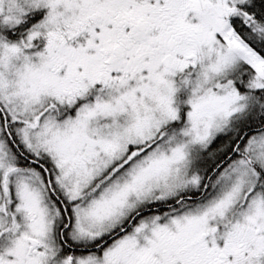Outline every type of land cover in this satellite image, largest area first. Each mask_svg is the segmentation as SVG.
I'll return each instance as SVG.
<instances>
[{
	"label": "snow or ice",
	"instance_id": "obj_1",
	"mask_svg": "<svg viewBox=\"0 0 264 264\" xmlns=\"http://www.w3.org/2000/svg\"><path fill=\"white\" fill-rule=\"evenodd\" d=\"M0 264H264V0H0Z\"/></svg>",
	"mask_w": 264,
	"mask_h": 264
}]
</instances>
